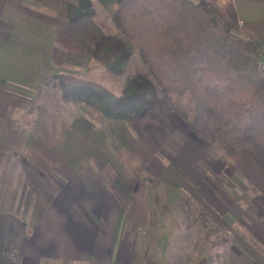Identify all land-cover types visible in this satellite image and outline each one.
Segmentation results:
<instances>
[{
  "label": "crops",
  "instance_id": "crops-1",
  "mask_svg": "<svg viewBox=\"0 0 264 264\" xmlns=\"http://www.w3.org/2000/svg\"><path fill=\"white\" fill-rule=\"evenodd\" d=\"M77 1L0 0V256L8 249L15 264H172L165 234L149 226L165 204L149 191L163 183L188 182L195 215L230 226L243 216L258 222L264 170L225 155L160 100L132 125L84 106L59 112L32 102L49 75L102 83L108 73L56 42L67 4ZM209 1L264 61V0ZM93 2L97 22L112 29L115 1Z\"/></svg>",
  "mask_w": 264,
  "mask_h": 264
},
{
  "label": "trees",
  "instance_id": "trees-1",
  "mask_svg": "<svg viewBox=\"0 0 264 264\" xmlns=\"http://www.w3.org/2000/svg\"><path fill=\"white\" fill-rule=\"evenodd\" d=\"M114 1L115 30L106 31L94 19L93 0H78L67 4L66 22L55 38L121 76L120 93L94 79L60 73L63 100L131 125L160 94L196 134L264 170V72L253 39L234 32L209 0ZM0 264H15L10 250Z\"/></svg>",
  "mask_w": 264,
  "mask_h": 264
},
{
  "label": "rangeland",
  "instance_id": "rangeland-1",
  "mask_svg": "<svg viewBox=\"0 0 264 264\" xmlns=\"http://www.w3.org/2000/svg\"><path fill=\"white\" fill-rule=\"evenodd\" d=\"M97 18L95 14L94 19L96 21ZM103 22H101V24ZM110 24L113 28L109 30L105 29L106 31L115 30L111 19H109V25ZM233 31L236 32L235 30ZM62 37L65 38L63 35ZM64 49L67 50L66 48ZM72 53L78 54L75 52ZM136 67L137 61L133 59L132 70H135ZM102 68H104V66H102ZM88 78L92 79L90 77ZM102 84L108 87L113 93L119 94L123 84V78L109 72L107 75L102 73ZM36 93L37 94L32 102L34 101L37 105L41 103L52 105L55 107V110L59 112L62 108H65L66 105H71L75 108L83 106L82 104L73 105L63 100L60 95L61 89L59 87V80L55 74L46 78L40 86V90ZM159 100L174 112L165 97L159 94L157 102ZM184 149L194 150V146L193 148L188 146ZM159 154H161V150ZM188 177L191 178V180L199 178L193 172L189 173ZM206 180L208 179L206 178ZM182 183L183 184L180 186L163 183V186H166L167 190L162 187L157 188L158 185H155L156 188L153 190L150 189L149 191L152 198L155 197L157 201V195H160L161 198L165 199V204H160V206L156 208L159 210L158 214L160 218L158 217L157 220L151 222L149 226L153 227L154 230L161 231L165 234L166 237L165 239H162V245L164 240L170 250L172 264H200L201 260L203 261L202 264H264V216L262 212H257L256 217L260 221L258 220L256 223L247 221V216H243V219H245L244 222L243 220L239 222L237 221L234 224H231V226L215 222V220L207 213H196V216L195 208L197 205H193L195 201L192 198L193 195H191L193 192L192 187L188 182ZM240 192L242 191H239L236 187V195H239ZM240 194L243 197H246L245 194ZM239 200H242V198ZM179 201L184 203V207H181ZM166 206L168 207L166 208ZM164 210H167V213L166 211L164 212ZM151 241L157 243L160 240Z\"/></svg>",
  "mask_w": 264,
  "mask_h": 264
},
{
  "label": "built area",
  "instance_id": "built-area-1",
  "mask_svg": "<svg viewBox=\"0 0 264 264\" xmlns=\"http://www.w3.org/2000/svg\"><path fill=\"white\" fill-rule=\"evenodd\" d=\"M258 66L263 70V72H264V61H262V60H260L259 62H258Z\"/></svg>",
  "mask_w": 264,
  "mask_h": 264
}]
</instances>
